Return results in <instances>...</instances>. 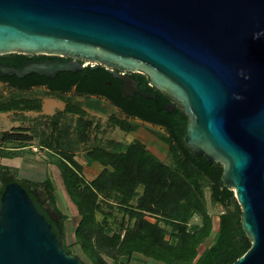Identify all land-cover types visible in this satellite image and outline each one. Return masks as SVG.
I'll return each instance as SVG.
<instances>
[{"label":"water","instance_id":"obj_1","mask_svg":"<svg viewBox=\"0 0 264 264\" xmlns=\"http://www.w3.org/2000/svg\"><path fill=\"white\" fill-rule=\"evenodd\" d=\"M10 53L57 58L0 62L3 76L86 62L146 73L187 115L185 145L222 164L220 184L235 191L251 246L232 264H264V0H0V55ZM0 264H85L17 180L1 193Z\"/></svg>","mask_w":264,"mask_h":264},{"label":"trees","instance_id":"obj_2","mask_svg":"<svg viewBox=\"0 0 264 264\" xmlns=\"http://www.w3.org/2000/svg\"><path fill=\"white\" fill-rule=\"evenodd\" d=\"M43 58L54 59L57 56L10 53L0 55V62L21 66L30 59ZM59 58L65 60L64 57ZM89 74L95 77L97 72L89 70ZM0 81L20 89L47 85L49 94L66 100L65 108L52 116L55 133L53 139L46 143L50 149L59 151L56 163L79 214V221L73 229V245L79 248L78 253L65 245L63 220L53 223L54 231L69 254H75L85 264H129L135 253L160 264H232L250 248L251 241L241 221L243 211L235 191L220 184L223 165L209 162L206 156L191 151L184 142L185 127L177 131V143L151 129L168 143L170 163L160 159L139 140L115 142L111 149L96 146L88 150V163L100 166L99 173L88 180L83 175L84 166L75 154L61 149L63 138L69 137V127H59L64 114H78L75 130L81 139L85 138L90 126L82 104L72 102L64 94L79 83L76 90L81 94H104L120 106L125 102L112 97L107 86L96 88L80 72H59L56 77L34 73L23 78L0 74ZM151 102L152 99L146 98L138 101L143 106ZM85 104L89 108L102 109L98 100L89 98ZM13 109L41 110L42 102L36 98L0 101V112ZM110 120L126 132L140 127L139 123L115 115H111ZM29 139L30 136L25 134L4 132V142L19 144L0 145V155L15 156L17 150L10 149H24ZM0 179L3 183L1 199L5 185L19 180L6 170H0ZM19 182L28 190V186L37 185L28 180ZM206 183L210 186L212 202L222 205L223 210L219 214L213 242L200 249L215 227L214 217L207 207ZM51 197L59 217L64 219L66 216L57 208L54 194ZM194 216L200 217V223L192 226Z\"/></svg>","mask_w":264,"mask_h":264},{"label":"rangeland","instance_id":"obj_3","mask_svg":"<svg viewBox=\"0 0 264 264\" xmlns=\"http://www.w3.org/2000/svg\"><path fill=\"white\" fill-rule=\"evenodd\" d=\"M64 95L69 97L72 102L82 104L87 112L85 118L90 122L84 139H81L80 134L75 130L79 118L78 114H64L60 118L59 124V127L63 129L69 127V137L63 138L61 149H68L75 154V158L84 166L83 175L86 179L91 180L100 171L98 164L88 163L86 152L96 146L111 149L115 142L129 143L139 140L160 159L166 163L171 162L169 145L161 141L156 134L150 131L152 129L163 132L158 127H154L138 119H129L128 116L104 97L87 96L79 93L75 88ZM16 98H36L42 102V109H13L8 112H0V145L18 146L19 144L13 141L4 142L2 140L4 132L21 133L30 136V139L26 141L28 145L24 149H10L17 150L15 151L17 152L15 156L0 155V163H2L4 169L6 168V171L12 172L19 181L28 180L37 185L45 184L48 192L51 195L54 194L57 208L66 216L64 219L59 217L65 225L63 232L65 245L71 247L75 253H78L79 248L73 245L75 242L73 229L79 221L78 210L66 191L61 171L56 163L59 151L57 149H50L46 143L53 139V134L55 133L53 129L54 118L52 116L65 108L66 100L56 94H49L48 90L44 88L20 89L0 81V101H9ZM89 98L100 101L102 109L89 108L85 104ZM111 115L139 123L140 127L135 131L126 132L111 123ZM2 184V180L0 179V188ZM205 191L207 207L214 217L215 227L212 235L204 245L200 246V249L213 242L218 229L219 214L223 210L222 205L212 202L211 190L208 183H206ZM199 223L200 217L194 216L191 220V225L194 226ZM129 264L160 263L135 253Z\"/></svg>","mask_w":264,"mask_h":264},{"label":"flooded vegetation","instance_id":"obj_4","mask_svg":"<svg viewBox=\"0 0 264 264\" xmlns=\"http://www.w3.org/2000/svg\"><path fill=\"white\" fill-rule=\"evenodd\" d=\"M64 58L65 60L70 59L69 57ZM86 65L87 67L85 69L76 72H80L83 74V77L89 78L91 80L90 83L96 88H106L107 86L109 94L112 97L119 98L120 100L122 99V101L125 102V105L120 106L114 104L112 102V99L104 94H90L91 96L95 95L106 98L111 102L113 106H115L126 116H128L129 119H138L147 124H151L154 127H158L161 131L164 132L160 133L164 134L167 138H171L174 143H177V131L182 127H185L186 129L188 124V117L181 110L179 105L175 103L167 94L151 85L149 76L146 73L142 71L129 72L126 70H119L101 64L96 68H91V63L89 62H86ZM89 70L96 71L97 75L93 77L89 74ZM120 75H123L126 78L134 77L138 90L136 89L134 84L129 85V87L126 88L124 80L120 77ZM78 86L79 83L75 84L73 88L76 89ZM32 88H44L48 91L50 90L47 85L31 86L28 89ZM128 92H132V94H127ZM142 92L155 93L156 97H145ZM142 98L152 99V102L147 106H143L142 104L138 103V101ZM168 103L169 105H167ZM142 116L148 117V119H145ZM157 137L164 143L168 144L159 136ZM28 187L29 190L27 188L26 189L30 193V196L32 197L34 203L36 204L40 212L46 216L53 227V223L59 222L60 218L58 212L55 210L54 206L51 203V193L48 192L46 185L40 184L36 187Z\"/></svg>","mask_w":264,"mask_h":264},{"label":"crops","instance_id":"obj_5","mask_svg":"<svg viewBox=\"0 0 264 264\" xmlns=\"http://www.w3.org/2000/svg\"><path fill=\"white\" fill-rule=\"evenodd\" d=\"M2 158V157H1ZM3 159V158H2ZM6 169V168H5ZM4 168H3V165H2V163H0V170H5Z\"/></svg>","mask_w":264,"mask_h":264}]
</instances>
